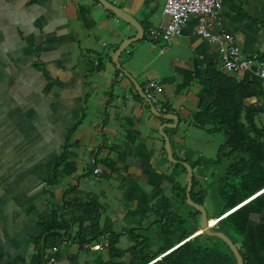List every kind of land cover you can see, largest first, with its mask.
<instances>
[{
	"label": "crops",
	"instance_id": "crops-1",
	"mask_svg": "<svg viewBox=\"0 0 264 264\" xmlns=\"http://www.w3.org/2000/svg\"><path fill=\"white\" fill-rule=\"evenodd\" d=\"M108 1L143 28L119 54L120 68L114 53L137 30L98 0H0V264H44L53 213L75 221L92 199L105 234L144 225L147 207L186 177L167 158L161 125L173 157L199 179L210 153L233 162L230 117L264 130V77L253 67L221 70L217 43L196 32L197 15L170 41L154 40L148 31L166 20V0ZM210 28L264 60V0H221ZM149 79L162 85L152 104L176 121L155 115L138 92ZM124 213L137 216L135 226L116 224ZM72 221L65 234L55 228L57 264L99 263L105 246L81 247Z\"/></svg>",
	"mask_w": 264,
	"mask_h": 264
},
{
	"label": "trees",
	"instance_id": "trees-1",
	"mask_svg": "<svg viewBox=\"0 0 264 264\" xmlns=\"http://www.w3.org/2000/svg\"><path fill=\"white\" fill-rule=\"evenodd\" d=\"M224 125L225 145L230 147L225 156L228 160L234 156L231 164L225 160L229 163L224 173L228 177L221 176L220 185L214 186L219 187V193L208 195L209 189L202 187L200 179L193 174L190 196L194 202L211 205L210 212L206 208L208 218H219L215 229L224 232L233 241L244 264H264V218L255 219L264 207V191L236 207L264 187V130L242 122L239 113L230 117ZM174 165L187 173L181 163ZM191 167L194 165L191 164ZM239 167L243 170L238 173ZM172 191L174 203L168 196L162 195L147 207L146 212L154 215L151 222L125 228L121 232L109 231L108 234L101 227L96 200L82 204L83 214L75 221L70 220L77 227L70 236L79 240L81 247L105 240V235L108 242L105 246L107 256L99 263L88 261L83 264H237L233 252L221 238L199 230L195 234L200 227V212L186 203V180L174 182ZM183 205L191 209L182 210ZM85 221L89 224L84 226ZM70 222L64 219L58 221L53 213L46 228L49 233L44 246L52 248L56 239L61 237L54 229L63 226L65 234ZM153 227L151 236L149 230ZM125 235L130 238V243L121 247L120 238ZM48 237L52 239L50 243ZM152 238H155V243H152Z\"/></svg>",
	"mask_w": 264,
	"mask_h": 264
},
{
	"label": "built area",
	"instance_id": "built-area-1",
	"mask_svg": "<svg viewBox=\"0 0 264 264\" xmlns=\"http://www.w3.org/2000/svg\"><path fill=\"white\" fill-rule=\"evenodd\" d=\"M220 5L221 0H166L162 9V14L166 17V20L158 26H151L148 35L151 39H162L168 42L180 34L184 23L190 15H197L196 32L209 41L217 43L221 70L236 72L253 67L256 74L264 77L263 59L257 55H245L235 44L230 33L224 30L216 33L211 30L210 23L215 18ZM161 91L162 85L157 80L149 79L147 81L144 93L152 103L156 102L157 95ZM91 162L94 164L95 160L91 159ZM100 172L101 168L95 166L94 173L99 174ZM263 190L264 188L261 191ZM107 243L106 239L103 243L91 245V248L100 249L102 246H106ZM56 252L57 246H53L51 252L45 257L44 264H57Z\"/></svg>",
	"mask_w": 264,
	"mask_h": 264
},
{
	"label": "water",
	"instance_id": "water-1",
	"mask_svg": "<svg viewBox=\"0 0 264 264\" xmlns=\"http://www.w3.org/2000/svg\"><path fill=\"white\" fill-rule=\"evenodd\" d=\"M101 5L106 8L109 9L110 11H112L116 16H118L119 18H121L122 20H124L125 22L129 23L130 25H132L133 27H135V29L137 30V35L131 39L125 40L123 41L119 47L116 49L114 56H113V62L117 65L118 68H120L118 66V58H119V54L133 41H136L138 39H140L143 35V28L140 25V23L135 19V17H133L130 13H128L127 11H125L124 9L114 5L113 3L109 2L108 0H98ZM123 70V69H122ZM129 78L130 76L125 73ZM138 92L140 93V95L146 99L148 101V103L150 104V106L152 107V111L155 115H157L160 118H165V119H172L174 121L175 118H171L169 117L168 114H162L159 113L156 110V107L154 106V104H152V102L147 98V96L145 95L144 91L142 90V88L139 87ZM164 129L165 126L161 125V127L159 128V132L160 134L163 136L164 138V147H165V152L167 154V158L173 162V163H181L187 171V178H186V202L191 205L192 207H194L197 211L200 212V229L201 232H204L208 235H214L217 236L219 238H221L231 249V251L233 252L235 258H236V262L237 264H244L243 261V257L241 256L237 246L233 243V241L222 231H218L215 229L214 225H210L209 223V218H208V214L206 211V208L204 205L199 204L197 202H194L191 199L190 196V190L192 187V178H193V168L191 167V165L189 163L186 162H182V161H178L177 159H175L173 157V153H172V148H171V144L169 141L168 136L164 133ZM231 211V210H230ZM222 216H220L221 218ZM260 217L264 218V209L263 211L260 213V216L256 217V220H259ZM218 221V220H217ZM58 232H61L58 229H55ZM194 235V234H193ZM192 235V236H193Z\"/></svg>",
	"mask_w": 264,
	"mask_h": 264
},
{
	"label": "rangeland",
	"instance_id": "rangeland-1",
	"mask_svg": "<svg viewBox=\"0 0 264 264\" xmlns=\"http://www.w3.org/2000/svg\"><path fill=\"white\" fill-rule=\"evenodd\" d=\"M221 138H222V140H224V137H222L221 136ZM209 156L211 157V158H209V157H205L204 159H205V163H203L202 164V167L204 168L203 170H201V171H203V174L202 175H200V185L202 186V187H207L209 190H207V193H208V195H211V194H217V193H219V187H218V189H217V187L216 188H214V186L216 185V186H219L220 185V177L221 176H227L228 177V175L227 174H224V171H225V168L227 167V162L225 161V160H223L222 158L217 162V159H215V158H217V157H214L213 155L211 156V153L209 154ZM215 159V161L216 162H214V163H211L212 162V160H214ZM204 161V160H203ZM210 162V163H209ZM214 169L215 170V173H207V170H209V169ZM206 172H205V171ZM196 175V174H195ZM186 177H185V180H186V178H187V173H186V175H185ZM222 179V178H221ZM218 190V191H217ZM165 195L166 196H168L169 197V199L171 200V202H173L174 203V197H175V195H174V193H173V191L170 189V187L169 188H166L165 189ZM187 203V202H186ZM191 206V205H190ZM210 204L208 205V203L207 202H205V208H207V210L210 212V209L212 208H210ZM181 209L182 210H188V209H191L190 207H187L186 205H183V206H181ZM137 216H133V215H129V214H123V216H122V219L121 218H119L118 220H117V225H126V226H130V225H133V226H135L134 224H136V222L138 221V219L136 218ZM153 217H154V215H152L151 214V216H150V213H149V217L147 218V220H145L144 221V225L145 224H148L149 222H151L152 220H153ZM139 218V217H138ZM154 227L151 229V230H149V234L152 236L153 235V233H154ZM199 230V228H197L196 229V232ZM126 240L127 239H125V241H122V240H120V243H119V246H123L124 244L126 245V243L128 244V243H130L129 242V240H127V242H126ZM152 240V243H155V238H152L151 239ZM127 246V245H126Z\"/></svg>",
	"mask_w": 264,
	"mask_h": 264
},
{
	"label": "flooded vegetation",
	"instance_id": "flooded-vegetation-1",
	"mask_svg": "<svg viewBox=\"0 0 264 264\" xmlns=\"http://www.w3.org/2000/svg\"><path fill=\"white\" fill-rule=\"evenodd\" d=\"M263 188H264V187H263ZM263 188H262V189H263ZM262 189H261V190H262ZM261 190H259L258 192L254 193L253 195H251L250 197H248V198H250V199L247 198V199H248V200L246 199L247 201L244 200L242 203L238 204L236 207H239L240 205H242V204L248 202L249 200H251L252 198H254L255 196H257L258 194H260V193H262V192L264 191V190H263V191H261ZM236 207H234V208H236ZM234 208H233V209H234ZM263 209H264V207H263ZM263 209H262V211H263ZM231 210H232V209H231ZM256 217H257V216H256ZM221 218H222V217H221ZM255 219H256V218H255Z\"/></svg>",
	"mask_w": 264,
	"mask_h": 264
},
{
	"label": "bare ground",
	"instance_id": "bare-ground-1",
	"mask_svg": "<svg viewBox=\"0 0 264 264\" xmlns=\"http://www.w3.org/2000/svg\"><path fill=\"white\" fill-rule=\"evenodd\" d=\"M217 220H219V218H210L209 217V223H210V225H214L216 222H217ZM198 232H201V229H200V227H199V231ZM197 232H195V234H196Z\"/></svg>",
	"mask_w": 264,
	"mask_h": 264
}]
</instances>
